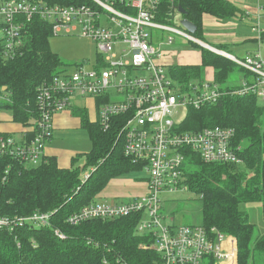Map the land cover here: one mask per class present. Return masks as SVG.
Listing matches in <instances>:
<instances>
[{
    "label": "trees",
    "instance_id": "obj_1",
    "mask_svg": "<svg viewBox=\"0 0 264 264\" xmlns=\"http://www.w3.org/2000/svg\"><path fill=\"white\" fill-rule=\"evenodd\" d=\"M10 1V0H0ZM45 5L93 4L91 0H16ZM181 7L185 18L196 26L192 34L203 38V16L217 18L235 16L239 9L228 0H159L155 17L160 23L173 24ZM52 27L48 21L34 16L25 24L20 43L5 47L0 35V115L21 124L23 133L17 143H27L34 135L39 113L38 92L51 84L63 62L51 49ZM259 40L264 43V28ZM201 63L170 64L168 73L176 84L198 83L210 67L214 82L224 83L235 63L214 54L196 42ZM217 48L224 50L221 46ZM98 60V59H97ZM248 75L244 73L246 78ZM230 88V87H228ZM106 98H97L99 106ZM80 118L81 127L91 141L88 152L76 154L67 168L59 167L57 157L44 155L36 165L9 155L0 156V215L6 218L26 217L35 212H52L50 224L35 227L22 223L0 228V264H154L158 254L139 248L147 236L135 233L139 215L110 219H90L77 225L68 223L70 214L93 203L110 180L137 164L123 153L117 138L118 126L103 130L96 119L91 121L85 108H70ZM1 122V121H0ZM231 127L235 143L241 144V164L207 163L200 155L184 149L183 164L187 190L201 201L202 226L232 235L237 243V264H264V234L254 237V224L249 222L241 203L260 201L264 219V102L254 94L226 95L216 103L189 108L179 131L192 132L209 126ZM13 137L0 131L1 139ZM89 169V171H88ZM87 171L83 178L82 173ZM64 234L59 238L54 231ZM106 261V262H105Z\"/></svg>",
    "mask_w": 264,
    "mask_h": 264
},
{
    "label": "built area",
    "instance_id": "obj_2",
    "mask_svg": "<svg viewBox=\"0 0 264 264\" xmlns=\"http://www.w3.org/2000/svg\"><path fill=\"white\" fill-rule=\"evenodd\" d=\"M92 5H45L26 1L0 2V35L6 48L20 43L25 24L34 16L48 21L53 35L79 33L95 42L97 63L90 69L79 64L73 71L63 70L53 77L49 86L38 92V116L34 135L27 143H17L13 137L1 139L0 156L9 155L29 165L38 164L44 144L51 137L52 118L59 111L72 107L78 98H106L97 105V120L103 130L110 124L118 126L117 138L123 153L139 170H145L146 190L127 201L105 203L95 201L70 214L68 223L77 225L90 219H116L137 213L136 232L150 237L162 259L160 264H203L211 258L214 264H236V242L217 229L202 225H174L161 214L162 193L187 189L183 164L184 149L198 153L207 163L241 164V144L235 143L231 127L209 126L197 131H179L176 115L189 108L198 109L216 103L226 95L254 94L264 101V55L260 50L236 57L225 50L207 47L186 29L155 20L159 0H91ZM181 19V18H180ZM180 21V20H179ZM180 25V22H178ZM263 28L255 24L252 30L260 35ZM156 31L175 33L198 42L216 54L240 66L247 77L237 85L222 88L213 78L187 84H176L164 61L172 37ZM155 44H158L155 46ZM211 46V45H210ZM230 87V88H228ZM113 90L118 98L111 96ZM52 212H35L26 217L6 218L0 215V228H13L22 223L35 227L50 224ZM59 238L64 234L58 229ZM234 258L233 262L230 263ZM106 262V261H105ZM118 264H127L118 260Z\"/></svg>",
    "mask_w": 264,
    "mask_h": 264
},
{
    "label": "rangeland",
    "instance_id": "obj_3",
    "mask_svg": "<svg viewBox=\"0 0 264 264\" xmlns=\"http://www.w3.org/2000/svg\"><path fill=\"white\" fill-rule=\"evenodd\" d=\"M180 18H181V14H177L175 17V23H173V25L180 29H183V27L178 24ZM156 32L159 34L161 33L164 36L161 37V41L163 40L166 42L168 37L173 38V42L171 44H164L162 46V49L167 51L166 56L164 57L165 62L167 61L168 64H183V63L199 64L200 63L198 58L199 49L194 47L193 49L191 48L190 42L192 41H189L172 32H166V31H156ZM49 42L51 49L59 55V57L63 62V66H61L59 70L62 69L64 72H70L73 71L81 63L83 64L85 69H90L92 66H94L97 63L98 51L95 42L87 37L81 36L79 33L67 34V35H52L51 38L49 39ZM204 43H206V41ZM157 45L158 44H155V46ZM207 47L214 48L212 47V45L210 46L209 44ZM214 49L218 50L219 48L217 49V47H215ZM190 50L193 52L190 54H186L185 51H190ZM207 50L216 54V52L214 51H211L209 49ZM221 50L222 49H220V51ZM228 52L230 54L235 55L236 57L239 58L241 57V55L232 53L233 51H228ZM166 70L168 72V68H166ZM244 73H245L244 70L240 66L235 65L233 71L230 72L227 80L224 83L220 84L219 86L225 88L226 86H232L231 84L233 85L239 84L244 79ZM208 76H211V72L210 70L209 71L205 70L204 77H208ZM210 78H214L213 75ZM110 93L112 97L118 98V95H116V93L113 90H111ZM260 102L263 103L264 101L260 100ZM93 113H95V109ZM185 118H186L185 110L180 111L176 115V120L178 122L183 121ZM69 133L70 134H68V137L63 139L64 142L58 145L59 148L62 149L76 148L79 150L78 152L80 153L88 152L90 150L91 141L86 131H81V132L77 131V132H69ZM44 148H45V144H44ZM81 176L85 178L87 176V171L82 173ZM147 176L148 173L145 170L138 169V170L129 171L123 175L113 178L111 180V184H109V186L104 190L103 195L100 197L97 196L95 201L105 202V203H112L113 201L122 202V201H127L132 196L142 194L146 190L144 178H146ZM132 183H135V187L134 185L132 186ZM160 197L162 198L161 214L165 216L166 221L174 225L202 224L201 201L195 193L187 189H182V190L173 191L171 193H162ZM240 208L247 213L249 222L254 224V237L264 234V219L262 217L260 201L241 203ZM136 231L135 233H137ZM225 235L229 238H233L236 242V239L232 235L229 234H225ZM149 243L152 244L150 237L147 236V241L145 243H140L139 248L153 250L157 253L155 249L144 248V246H146V244ZM236 248H237V243H236ZM235 256H236V260H235L236 263L237 250L235 252ZM158 257H159L158 262H154V264L162 263V259L159 254ZM233 260L234 258L231 260L232 261L231 263H234ZM214 263L216 262L211 258H204L203 260V264H214Z\"/></svg>",
    "mask_w": 264,
    "mask_h": 264
},
{
    "label": "crops",
    "instance_id": "obj_4",
    "mask_svg": "<svg viewBox=\"0 0 264 264\" xmlns=\"http://www.w3.org/2000/svg\"><path fill=\"white\" fill-rule=\"evenodd\" d=\"M228 1L234 4L239 9V12L235 16L228 18H217L212 15L205 14L203 16L202 23L204 40L209 45L214 47L222 46L224 50H227V52L233 51L232 53L241 55V57L247 53H252L257 50H260V52L264 55V43L259 40V35L252 30L254 24L264 28V0ZM185 52L186 54H190L193 51L190 50ZM198 54L199 62L201 63L200 51ZM183 64L198 65L193 63ZM206 70H210L211 76L208 77H212L211 68L207 67ZM74 107L85 108L89 119L91 121L96 119L97 104L94 98H78L74 101L71 108ZM94 109L95 113H93ZM0 121V131L12 133L17 139L21 138V134L24 131L21 124L12 122L11 117L6 113H2L0 115ZM77 131L81 132L86 130L81 127L80 118L72 114L70 108L56 113L52 118L51 137L45 143L44 155H54L57 157V164L59 167H69L71 164V158L76 154H80V152H78L79 150L76 148L62 149L59 148L58 145L64 142L63 139L68 137V134H70L69 132ZM109 184H111V180L106 188ZM133 185L135 187V183H132V186ZM104 190L100 193V195H98V197L103 195Z\"/></svg>",
    "mask_w": 264,
    "mask_h": 264
},
{
    "label": "water",
    "instance_id": "obj_5",
    "mask_svg": "<svg viewBox=\"0 0 264 264\" xmlns=\"http://www.w3.org/2000/svg\"><path fill=\"white\" fill-rule=\"evenodd\" d=\"M178 12L181 15H183L185 13V11L181 7L178 8ZM179 22H180V25L184 29H186L190 34H193L196 31V26L192 22H190L189 20H187L185 18H181Z\"/></svg>",
    "mask_w": 264,
    "mask_h": 264
},
{
    "label": "bare ground",
    "instance_id": "obj_6",
    "mask_svg": "<svg viewBox=\"0 0 264 264\" xmlns=\"http://www.w3.org/2000/svg\"><path fill=\"white\" fill-rule=\"evenodd\" d=\"M254 25H255V24H254ZM231 85H233V84H231ZM231 262H232V261H231ZM231 262H230V263H231Z\"/></svg>",
    "mask_w": 264,
    "mask_h": 264
}]
</instances>
